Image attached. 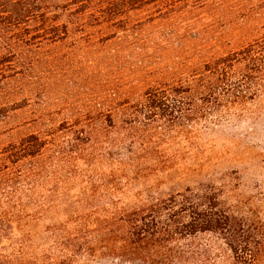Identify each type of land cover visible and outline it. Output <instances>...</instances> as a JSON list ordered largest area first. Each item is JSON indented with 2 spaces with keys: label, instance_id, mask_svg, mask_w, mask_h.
Returning a JSON list of instances; mask_svg holds the SVG:
<instances>
[{
  "label": "trees",
  "instance_id": "16d2710c",
  "mask_svg": "<svg viewBox=\"0 0 264 264\" xmlns=\"http://www.w3.org/2000/svg\"><path fill=\"white\" fill-rule=\"evenodd\" d=\"M262 3L220 7L223 18L237 19L244 32H254L240 44L232 35H214V24L193 20L196 9L210 5L207 0H0V140L5 141L0 145V264L264 260V223L250 219L233 195L224 201L212 185L132 201L112 196L102 201L89 194L33 198L28 192L35 180L59 179L65 168V175L77 178L81 171L71 167V159L87 161V145L97 137L88 128L90 119L81 126L80 120H63L64 135L59 127L19 134L26 122H6L25 101L38 51L74 35L94 38L104 48L115 45L116 54L134 49L153 57L141 61L140 96L125 97L104 115V128L110 129L104 153L111 164L122 166L110 167L113 179L128 175L150 153L145 140L158 128L195 131L247 121L263 139L252 157L264 168ZM254 21L261 26L253 27ZM241 26L235 36L242 34ZM170 52L172 62L166 59ZM203 234L211 239L201 242Z\"/></svg>",
  "mask_w": 264,
  "mask_h": 264
},
{
  "label": "rangeland",
  "instance_id": "374dc122",
  "mask_svg": "<svg viewBox=\"0 0 264 264\" xmlns=\"http://www.w3.org/2000/svg\"><path fill=\"white\" fill-rule=\"evenodd\" d=\"M207 1L210 5L196 9L193 14L197 25L214 24L213 31H217L214 35L219 32L227 39L232 35L240 44L252 37L254 32H244L246 27L239 25L237 19L223 18L220 7L239 3L245 8H256L264 0ZM253 17L256 16L249 18ZM257 25L260 27L261 23L254 21L253 27ZM237 26L247 35L235 36ZM115 50V45L104 48L94 38L84 40L74 35L36 53L39 63L32 68L31 79L25 83V101L19 109L9 113L7 126L24 121L25 126L19 134L59 127L64 135L65 125L60 126L63 120H80L77 126H81L83 121L90 119L88 128L97 139L87 145L86 151L91 152L87 161L71 159V167L76 165L81 171L77 178L65 175L68 171L65 168L59 179L35 180L29 195L37 199H57L89 194L102 201L109 196L132 201L164 196L185 187L212 185L224 201H231L233 195L250 219L264 223V168L252 157L261 151L255 143L263 139L253 133L250 121L239 127L201 126L195 131L186 126L174 130L158 128L151 139L145 140L150 153L139 160L138 167L125 177L113 179L110 176V167L120 169L122 166L111 164L104 153L106 135L110 132L109 128H104L107 125L104 115L110 105L125 97L136 99L140 96L141 61L153 59L134 49L119 54ZM173 54L168 53L166 59L172 62ZM167 61L169 67L171 64ZM182 122L186 123V118ZM2 142L5 141L0 140V145ZM210 239L209 234L199 237L201 242ZM215 263L224 264V258L216 257ZM257 264H264V260Z\"/></svg>",
  "mask_w": 264,
  "mask_h": 264
}]
</instances>
